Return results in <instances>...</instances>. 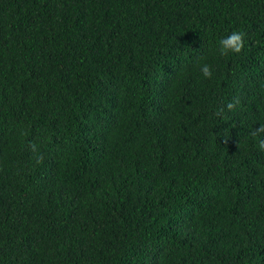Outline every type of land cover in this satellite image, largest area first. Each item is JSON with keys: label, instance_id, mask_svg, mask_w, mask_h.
<instances>
[{"label": "trees", "instance_id": "1", "mask_svg": "<svg viewBox=\"0 0 264 264\" xmlns=\"http://www.w3.org/2000/svg\"><path fill=\"white\" fill-rule=\"evenodd\" d=\"M262 126L264 0H0V264H264Z\"/></svg>", "mask_w": 264, "mask_h": 264}, {"label": "clouds", "instance_id": "2", "mask_svg": "<svg viewBox=\"0 0 264 264\" xmlns=\"http://www.w3.org/2000/svg\"><path fill=\"white\" fill-rule=\"evenodd\" d=\"M243 41L244 35L238 31H234L230 35L220 39L218 43L221 55H228L229 53H240L243 48ZM200 70L204 77H211L212 70L207 64H204ZM228 107L229 109H231L233 105L229 104ZM253 135L257 139L259 148L264 150V139L261 138L264 137V126L259 127V129L253 133Z\"/></svg>", "mask_w": 264, "mask_h": 264}]
</instances>
